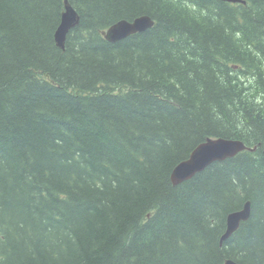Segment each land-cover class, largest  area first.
I'll use <instances>...</instances> for the list:
<instances>
[{
	"label": "trees",
	"instance_id": "trees-1",
	"mask_svg": "<svg viewBox=\"0 0 264 264\" xmlns=\"http://www.w3.org/2000/svg\"><path fill=\"white\" fill-rule=\"evenodd\" d=\"M69 2L61 48L65 0H0V264H264V0ZM217 137L254 149L174 184Z\"/></svg>",
	"mask_w": 264,
	"mask_h": 264
},
{
	"label": "water",
	"instance_id": "water-1",
	"mask_svg": "<svg viewBox=\"0 0 264 264\" xmlns=\"http://www.w3.org/2000/svg\"><path fill=\"white\" fill-rule=\"evenodd\" d=\"M224 1L246 3V0ZM79 20L80 17L76 8L69 0H65V11L62 14L60 24L55 32V39L59 47L65 48L67 35L70 30L78 24ZM153 25L154 20L152 17L149 15H142L133 20H119L111 25L104 34L109 41L117 42L137 32L145 31ZM245 149L254 148L248 147L240 139L226 137L208 138L205 142L199 144L187 159L176 165L171 174L172 182L176 185L180 184L203 171L213 162L233 157ZM251 205V201L248 200L241 209L229 213L226 230L220 238L221 244L239 229L242 222L250 218ZM225 264L239 263L233 259H229Z\"/></svg>",
	"mask_w": 264,
	"mask_h": 264
}]
</instances>
